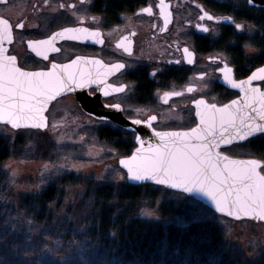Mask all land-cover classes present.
<instances>
[{"label":"flooded vegetation","instance_id":"obj_1","mask_svg":"<svg viewBox=\"0 0 264 264\" xmlns=\"http://www.w3.org/2000/svg\"><path fill=\"white\" fill-rule=\"evenodd\" d=\"M225 6H230V0H163V3L162 0H0V19L11 26L9 42L3 39L4 26L0 25V47L6 50L0 53L16 57L17 65L28 71L47 70L52 64L79 57L85 78L91 74L101 81L83 88V94L92 99L93 105H119L121 114L128 118L154 116L152 125L156 129L188 128L196 122L193 106L196 100L221 105L238 95L220 81L228 69H231L228 76L240 80L260 66L247 72L238 68L235 62L238 52L249 56L256 50L247 53L245 47L229 48L235 42L230 40L232 35L222 30L229 26L239 31L241 27L237 29L236 25L241 24L233 19L230 23L216 21L230 17L221 10ZM145 8L151 11L145 12ZM205 13L213 19H201ZM21 24L23 27H17ZM55 33L62 35L56 36L51 46H37L43 55L37 56L28 47L29 42L48 40ZM44 55L48 58L44 59ZM112 65L123 67L117 70ZM254 84L262 88L264 79ZM118 87L124 91H115ZM105 92L109 95H104ZM61 97H69L70 114L80 117L69 125L89 121L93 127L90 131L104 123L119 126L90 115L73 93ZM56 100L45 112L47 124ZM164 108L179 111L180 123L155 127L160 118L158 109ZM237 144L240 143L222 150L238 156L229 153V148Z\"/></svg>","mask_w":264,"mask_h":264},{"label":"trees","instance_id":"obj_2","mask_svg":"<svg viewBox=\"0 0 264 264\" xmlns=\"http://www.w3.org/2000/svg\"><path fill=\"white\" fill-rule=\"evenodd\" d=\"M221 10L251 26L242 33L229 26L222 30L235 42L229 48L250 45L256 50L249 56L238 52V68L247 72L264 64V8L230 0V6ZM16 135H0V264H264V247L246 254L236 242L225 245L221 223L192 219L199 201L182 192L149 183L130 184L125 179L95 181L71 172L16 198L29 224L32 221L41 233L60 241L57 251L40 252L32 246L34 236L26 234L28 226L19 216H11L10 201L2 199L7 184L1 165L17 145ZM93 135L118 156L129 154L135 145L132 132L111 124L99 125ZM235 146L245 151L238 156L264 162V133ZM70 185H81L82 192L75 202L64 203L63 188ZM145 205L154 208L155 217L139 213ZM175 215L186 223L167 222Z\"/></svg>","mask_w":264,"mask_h":264},{"label":"snow or ice","instance_id":"obj_3","mask_svg":"<svg viewBox=\"0 0 264 264\" xmlns=\"http://www.w3.org/2000/svg\"><path fill=\"white\" fill-rule=\"evenodd\" d=\"M144 11L150 12L151 10L145 8ZM205 17L209 20L213 19L207 13L201 16V19ZM0 25L4 26L3 39L11 42L9 22L0 19ZM17 27H23V25H17ZM240 27L241 25H236L237 29ZM201 30L208 31L207 28ZM64 31L87 32L86 29H65ZM61 35L62 33H55L48 40L29 42L28 47L37 56H41L43 53L37 51V46H51L56 36ZM91 35L95 36L96 33H91ZM52 50L59 51L56 48ZM4 51L6 50L0 47V52ZM184 51L188 52L187 49ZM43 58L47 59L48 57L44 55ZM80 59L77 57L71 61V64H53L51 71L35 73L22 72L14 67L16 61L14 56L0 59V123L11 124L13 128L44 127L42 120L31 124H24L22 121L36 120V117L43 111L46 98H55L49 95L53 89H55V94L59 95L63 91H72L73 86L85 88L88 83L101 82L92 78L91 74L85 78L81 73L78 79L76 73H68L67 70L77 64ZM188 62L191 63V60L189 59ZM88 63L100 64L101 62L88 61ZM111 67L119 70L123 65H112ZM230 71L231 69H228L225 72L226 81ZM259 71L264 72V68ZM256 78V73H253L249 80ZM260 79H264V77H260ZM244 83L246 82L232 83V87L243 88ZM114 90L122 92L124 88L118 87ZM188 91H192V89L189 88ZM252 91L256 92L257 90L252 89ZM175 94L179 95V93ZM104 95L107 96L109 93L105 92ZM254 102L253 98L252 103ZM232 103L236 104L237 102L233 101ZM260 103L264 105V94H261ZM197 104H203V101H197ZM108 106L119 108V105ZM227 108V105L223 109H216L214 105L212 106L214 112L220 113L219 126L216 124L215 115L209 122L203 114L198 113L201 115V124L207 125L206 127L194 128L191 133H155L160 137L162 144L152 149L150 155L139 160L134 156L132 162L122 160L120 163L128 168L129 177L133 180L159 178L157 179L158 183L170 184L172 187H184L186 191L193 190L188 185L199 186L201 190H206L207 194L216 202L218 210L223 212L226 207L231 206L233 211H229V215H232L234 211H239L244 215L255 213L258 218L264 219V175L257 172L258 162L255 160L228 161L222 170L217 171L215 161L227 160V158L216 157L214 160L211 153V149L216 147L217 141L231 143L235 139L244 140L256 133H264V111L258 112L261 123L245 124L242 117L227 112ZM253 111L256 109L253 108ZM149 119L155 120L156 117L153 116ZM238 119L239 123H237ZM133 123L139 124L141 121L134 120ZM166 137L175 139H166ZM184 138H194L199 143H188ZM139 152L138 149L137 153Z\"/></svg>","mask_w":264,"mask_h":264},{"label":"rangeland","instance_id":"obj_4","mask_svg":"<svg viewBox=\"0 0 264 264\" xmlns=\"http://www.w3.org/2000/svg\"><path fill=\"white\" fill-rule=\"evenodd\" d=\"M239 23L241 24L240 33L251 30L249 24ZM243 47L247 53L255 52V49L250 45ZM71 106L72 101L69 97L57 99L53 104L48 124L43 130H12L7 125L0 124V135H5L8 132L18 136L17 145L11 151V156L1 165L6 173L5 183L7 184L2 199L10 201L11 216H19L23 225L28 226L27 230L30 231H27L26 234L34 236L32 246L38 248L40 252L57 251L60 241L53 240L48 235L41 233L35 227V223L32 224V221L30 224L28 223L23 209L18 208L17 196L33 192L40 185L46 184L56 175L65 172L95 181L117 182L125 179V172L117 165V159L120 156L93 135L94 130L90 131L89 129L93 128L91 122L77 121L74 125H69L74 119H80L79 116L70 114ZM159 111L160 118L155 125L157 128L170 122L178 124L182 119L179 111L177 113L170 108L158 109ZM229 153L243 155L245 151L238 146H233L229 149ZM81 192V185L65 186L63 202H75ZM139 213L147 217H155V210L149 205L140 207ZM191 218L194 220L210 219L221 223L224 226L225 245L228 242H236L240 250L246 254L250 252L252 254L258 248L264 247V222L245 219L235 221L216 214L200 202L197 203ZM167 222L186 223L180 215L169 217Z\"/></svg>","mask_w":264,"mask_h":264},{"label":"water","instance_id":"obj_5","mask_svg":"<svg viewBox=\"0 0 264 264\" xmlns=\"http://www.w3.org/2000/svg\"><path fill=\"white\" fill-rule=\"evenodd\" d=\"M246 1H247V4L250 6L264 8V0H251V2H250V0H246ZM225 18H230V19H225ZM216 21H222V22L230 23L232 21V19H231V17L227 16V17L217 18ZM6 57H9V56L5 55L4 53H0V59L6 58ZM55 64L56 65L71 64V61L66 62V63H55ZM52 65L47 70L28 71V70H24V69L20 68L15 61L14 67L18 68L22 72L35 73V72H49L52 70ZM262 68H264V64L254 68L245 78L240 79V80H234L232 78V76L230 75V76H228V80L226 81L225 76H223L220 79L221 83H223L225 86H227L233 90H236L238 92V95L236 97L232 98L231 100L227 101L226 103L221 104V105H217L214 103H207L202 99L196 100L195 102H193L194 116H195L196 122L188 128L156 129L152 125V123L155 120L149 119L150 117H153V116H150L147 119L128 118V117H124L121 114L120 107L117 109V108L109 107L108 105L95 106L92 104V99H90L89 97L85 96V94H83L84 89L83 88H77L75 86H73L72 91H63L59 95H56L55 89H53L49 93V95L54 96L55 98L54 99L46 98V103L43 106V111L40 115H38L36 117V120L35 121H22V123H24V124H31V123L42 120L44 127L34 128V127L27 126V127L13 128L11 126V124H7V123H0V124H5L9 128H11L12 130H18V129H39V130H43L47 126V117H46L45 112L48 109L51 102H53L57 98L65 95L67 93H73L74 98L76 99L78 104L82 108H84L90 115H92L98 119L110 120V121L116 123L117 125L121 126L122 128L134 133V144L135 145L132 148L131 152L127 155L120 156L117 159V165L125 172V180L128 183L136 184V185L146 184V183L155 184V185L163 186L164 188H167L170 190L182 192L185 195L190 196V197L196 199L197 201H199L200 203L204 204L205 206L210 208L212 211H214L216 214L225 216V217L233 219L235 221L245 219V220H249V221H253V222H264V219L258 218L255 213H252L250 215H244L242 212L234 211L232 215H229L228 214L229 211H233L231 206L226 207L223 212L218 210L216 202L212 199V197L210 195L207 194L206 190H201L199 186L188 185L193 190L192 191H186L184 187H172L170 184L158 183L157 179H159V178H157V179L133 180L129 177L128 168L125 165L120 163L122 160L126 161V162H132L134 156L137 157V160H139L143 157L150 155L152 149H155L162 144L160 137L156 136L155 133H162V134L163 133H191L192 129H194V128L199 129V128L206 127L207 125L201 124V115H198V113L203 114L209 122H211V118L213 117V115H215L216 124H217V126H219L220 113L214 112V110L212 109L213 105L215 106L216 109H223L227 105L228 108L226 109V111L229 113H234L238 117H242L244 119L245 124L261 123L259 116H258V112L264 111V105H262L260 103L261 94H264V87L261 88L259 86V84H254V82L263 80V79H260V77H264V72L259 71ZM67 71H68V73H76L77 78L79 79V75L81 73H83L82 72L83 67H82L81 59H80V61H78L77 64L72 65ZM253 73H256L257 78L249 80V78L252 76ZM240 82H246L243 84V88L232 87V83L239 84ZM252 89H256L257 91L253 92ZM253 98L255 100L254 103H252ZM197 101H203V104L198 105ZM233 101H236L237 103L233 104L232 103ZM253 108H255L256 111H253ZM249 118H251V120H249ZM134 120H140L141 123L135 124V123H133ZM239 122L240 121L238 119L237 123H239ZM258 134H262V133H256L253 136H249L244 140L235 139V140H232L231 143H220L217 141L216 147L211 149V153H212L214 160L216 157L227 158V160L220 159L218 161H215L216 165H217V171L222 170L224 168V165L228 161L255 160L258 162L257 172L260 173L261 175H264V172L262 171V167H263L264 162L262 159L257 158V157H253V156H243V157L233 156V155H230V154H228L222 150L223 148L228 147L231 144L242 143V142L246 141L247 139L252 138ZM137 137H139V139H137ZM226 138H230V137H226ZM166 139H175V138H167L166 137ZM184 139L188 143H192V144L199 143V141H196L194 138L193 139L184 138ZM138 149L140 150L139 153H137ZM257 211H259V209H257Z\"/></svg>","mask_w":264,"mask_h":264}]
</instances>
